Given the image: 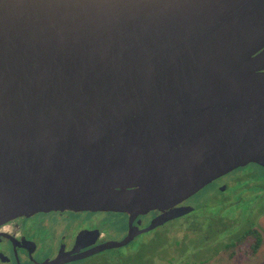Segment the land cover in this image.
Returning <instances> with one entry per match:
<instances>
[{
  "label": "water",
  "instance_id": "obj_1",
  "mask_svg": "<svg viewBox=\"0 0 264 264\" xmlns=\"http://www.w3.org/2000/svg\"><path fill=\"white\" fill-rule=\"evenodd\" d=\"M262 54L264 0H0V224L165 212L262 164Z\"/></svg>",
  "mask_w": 264,
  "mask_h": 264
},
{
  "label": "flooded vegetation",
  "instance_id": "obj_2",
  "mask_svg": "<svg viewBox=\"0 0 264 264\" xmlns=\"http://www.w3.org/2000/svg\"><path fill=\"white\" fill-rule=\"evenodd\" d=\"M260 51H263V49ZM259 52L256 54L258 55ZM260 60L261 66H264V54H262ZM261 72H264V68ZM248 167L256 168L258 172L260 171L264 175V160L262 164H244L215 178L195 194L173 206L168 211L165 210V212L151 210L145 213H138L135 216H130L123 212L113 211L85 210L74 212L64 210L39 212L27 216L15 217L0 224V264H50L53 260H56V264H115L117 256L134 252L140 245L148 246L149 242L152 240L164 244L163 247L159 249L158 254L159 260H163L166 258V251L161 250L172 242L168 236V228H175L183 233L181 240L174 242L179 245L181 254L193 256L197 249L192 252L184 249L186 244L191 242V244L196 243V245L202 246L201 248L205 250L209 249L212 243L214 245L213 249H216V251L210 256L211 258L216 257V253L220 255L227 251L230 257L233 252L241 250V246L247 254L253 255L260 250L264 241V235L259 232L256 224L252 228H246L244 225L246 219L242 221L238 220L237 217L222 218L217 214L208 216L203 213L198 214V208L191 203L194 196L209 186H214L219 191L225 190L232 178L234 182H241L248 193L255 194L254 196L256 197L254 200L257 204H254V207H257V213L253 220H258L260 217L264 218V180H256L252 175L249 176L241 173L242 169ZM222 180H225L226 184H220ZM241 195H243L242 192ZM223 203L224 202H222V204ZM180 207H190L192 209L187 213L168 219L161 224H157L148 231L140 232L145 229L153 219H158V217L164 213L176 210ZM96 215L121 217V227L123 228L121 235L116 238L117 236L115 234L108 231L107 234L103 231L101 229V223H92V220H87L90 216ZM188 224L200 231L202 230V233L206 232L205 226L209 225V234L207 232L206 241L204 243H201L203 242L201 238L203 235L199 236L196 234L195 229L194 232H185V226H188ZM180 225L182 227H180ZM239 226L242 228H238ZM213 230L215 231L213 232ZM246 230H254L259 240L252 253H250L252 251L251 245L253 246L256 236L252 234L245 235ZM128 233L132 236L125 245L97 250L104 244L120 242ZM145 233L150 234L152 238L139 240L135 247L133 246L134 248L131 247L133 248L132 250L124 253L118 251L130 245L140 237V235ZM218 234H221V236L218 237ZM173 260L175 259L171 257L167 261L172 262ZM207 260L208 259L205 261ZM198 262L200 263L201 261Z\"/></svg>",
  "mask_w": 264,
  "mask_h": 264
},
{
  "label": "rangeland",
  "instance_id": "obj_3",
  "mask_svg": "<svg viewBox=\"0 0 264 264\" xmlns=\"http://www.w3.org/2000/svg\"><path fill=\"white\" fill-rule=\"evenodd\" d=\"M241 173L247 174L249 176L252 175V177H254L256 180H264V175L260 171L258 172L256 168L248 167L246 169H242ZM225 180H222L220 184H226ZM241 192L243 195H241ZM254 195V193H248L246 189H244L241 182H234L231 178L230 184L227 185L225 190L219 191L214 186H209L194 196V198L191 200V203L195 205L196 208H198V214L203 213L207 216L217 214L222 218L237 217L238 220L242 221L246 219V222L244 223L246 228H252L256 224L259 232L263 233L264 235V218L260 217L258 220H253L257 213V207H254V204H257L255 203L256 201L254 198L256 196ZM222 202L224 203L222 204ZM87 220H92V223H101V229L106 233L108 231L115 234L117 236L116 238H118L123 231V228L121 227L122 218L119 216L96 215L90 216ZM180 227L182 226L180 225ZM238 228L242 227L239 226ZM168 231V236L173 243L171 242V244L161 250L166 251V258L163 260H153L151 264H264V241L260 247V250L253 255L247 254L246 251H244V248L241 246V250L233 252L230 257L228 256L227 251L226 253H222L220 255L216 253V257L211 258L210 256H212L216 251V249H213L214 245L212 243L207 250L204 248L198 249L200 246L196 245V243L188 244L184 247V249H187L191 252L197 249L193 256L189 254H181L179 245L174 242L180 241L183 233H181L179 230H176L175 228H168ZM214 231L215 230H213V232ZM217 236L219 237L221 234H218ZM150 237L151 236L148 233L140 235V237H138L133 243L125 248L119 249L118 251L120 253H124L126 251L132 250L139 240H146L148 238L151 239L152 237ZM171 257H173L175 260L168 262L167 260ZM206 259L208 260L205 261ZM198 261L203 263H199Z\"/></svg>",
  "mask_w": 264,
  "mask_h": 264
},
{
  "label": "trees",
  "instance_id": "obj_4",
  "mask_svg": "<svg viewBox=\"0 0 264 264\" xmlns=\"http://www.w3.org/2000/svg\"><path fill=\"white\" fill-rule=\"evenodd\" d=\"M185 232L186 233H190V232H194V229L196 230V234H198L199 236H202L201 238L203 239L204 243L206 241V237H207V232L209 234V230L210 227L209 225L205 226L206 228V232L202 233V230H198L196 228H194V226H191L188 224V226H185ZM222 228V227H221ZM248 234H252L255 237V242L253 244V246L251 245V252H254V248L257 246L258 244V238H257V234L254 230H246L245 231V235ZM193 242V241H192ZM191 244V242L187 243L186 245ZM164 244L162 243H158L157 241H150L149 245H140L138 246L139 248H136L134 252L125 254V255H120L117 256V260L115 262V264H151L153 260H157L158 258V254H159V249L161 247H163ZM201 245V244H200ZM202 246H200L199 248H201ZM187 250V249H186Z\"/></svg>",
  "mask_w": 264,
  "mask_h": 264
}]
</instances>
